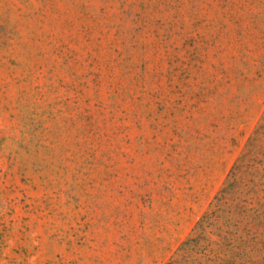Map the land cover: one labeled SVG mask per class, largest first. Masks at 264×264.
Masks as SVG:
<instances>
[{
  "label": "rangeland",
  "instance_id": "rangeland-1",
  "mask_svg": "<svg viewBox=\"0 0 264 264\" xmlns=\"http://www.w3.org/2000/svg\"><path fill=\"white\" fill-rule=\"evenodd\" d=\"M0 264H264V0H0Z\"/></svg>",
  "mask_w": 264,
  "mask_h": 264
}]
</instances>
